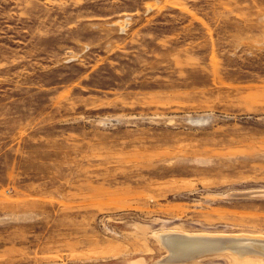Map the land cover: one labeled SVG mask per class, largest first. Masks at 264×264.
<instances>
[{
	"label": "rangeland",
	"instance_id": "1",
	"mask_svg": "<svg viewBox=\"0 0 264 264\" xmlns=\"http://www.w3.org/2000/svg\"><path fill=\"white\" fill-rule=\"evenodd\" d=\"M165 233L264 239V0H0V264H264Z\"/></svg>",
	"mask_w": 264,
	"mask_h": 264
},
{
	"label": "water",
	"instance_id": "2",
	"mask_svg": "<svg viewBox=\"0 0 264 264\" xmlns=\"http://www.w3.org/2000/svg\"><path fill=\"white\" fill-rule=\"evenodd\" d=\"M163 241L169 247L166 261L177 262L196 256L229 249L237 254L252 253L264 256V239L235 236H201L165 233Z\"/></svg>",
	"mask_w": 264,
	"mask_h": 264
},
{
	"label": "bare ground",
	"instance_id": "3",
	"mask_svg": "<svg viewBox=\"0 0 264 264\" xmlns=\"http://www.w3.org/2000/svg\"><path fill=\"white\" fill-rule=\"evenodd\" d=\"M159 234V233H158ZM238 236V235H237Z\"/></svg>",
	"mask_w": 264,
	"mask_h": 264
}]
</instances>
